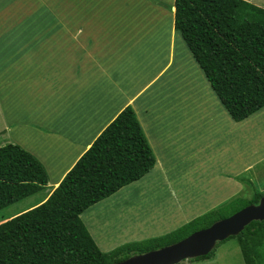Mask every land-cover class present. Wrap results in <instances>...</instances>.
<instances>
[{"label": "crops", "instance_id": "obj_1", "mask_svg": "<svg viewBox=\"0 0 264 264\" xmlns=\"http://www.w3.org/2000/svg\"><path fill=\"white\" fill-rule=\"evenodd\" d=\"M36 3L18 29L6 35L0 23V147L34 157L47 184L6 220L43 203L125 107L154 165L79 215L100 252L172 232L241 195L264 161V136L250 128L264 107L233 122L201 71L176 77L189 51L173 28V0ZM217 249L177 264H218L224 254L237 262L234 249Z\"/></svg>", "mask_w": 264, "mask_h": 264}, {"label": "trees", "instance_id": "obj_2", "mask_svg": "<svg viewBox=\"0 0 264 264\" xmlns=\"http://www.w3.org/2000/svg\"><path fill=\"white\" fill-rule=\"evenodd\" d=\"M179 33L214 95L233 122L264 107V9L244 0H173ZM264 111V110H263ZM154 158L130 107L123 108L94 139L40 205L0 223V264H116L176 243L240 209L257 204L234 199L162 236L98 250L79 215L139 180ZM39 162L12 144L0 147V210L44 188ZM243 264H256L264 246V220L234 237ZM207 255L192 260H204Z\"/></svg>", "mask_w": 264, "mask_h": 264}, {"label": "rangeland", "instance_id": "obj_3", "mask_svg": "<svg viewBox=\"0 0 264 264\" xmlns=\"http://www.w3.org/2000/svg\"><path fill=\"white\" fill-rule=\"evenodd\" d=\"M37 0H0V23H2V29H4L3 33H9V29L11 31L18 29L19 22L24 15L27 14H36L39 13V6L36 3ZM249 3L256 4L258 7L264 9V0H244ZM46 8V7H45ZM49 8V6H48ZM49 11V10H48ZM4 24V25H3ZM6 34V35H7ZM2 39L0 38V55L2 51ZM15 40V39H14ZM184 65H181L180 71L176 73V77L181 78H190V79H200L201 72L197 68V66L192 62V58L189 53L186 51V61H183ZM264 112H261L258 118H253L251 121H256L252 124L250 128H259L260 135L264 136ZM263 138V137H262ZM249 175V184L245 183V188L243 187V191L238 199H249L254 195L255 190L263 191L264 189V161L260 163L255 169H252L248 172ZM41 195V194H38ZM26 201V200H25ZM25 202H21V204H12L7 208L0 210V222L6 220L7 217L11 216L17 211H21L20 205H24ZM218 208V207H217ZM218 247H226V249H234L236 254L233 256L237 260L235 262L232 261L230 255L224 254L222 258V262L218 264H243L240 252L237 247L236 241L234 239H229L217 246ZM215 251H218V249ZM214 251V252H215ZM257 258L255 260L256 264H264V246H261L257 251Z\"/></svg>", "mask_w": 264, "mask_h": 264}, {"label": "water", "instance_id": "obj_4", "mask_svg": "<svg viewBox=\"0 0 264 264\" xmlns=\"http://www.w3.org/2000/svg\"><path fill=\"white\" fill-rule=\"evenodd\" d=\"M264 220V195L257 204L248 205L229 217L195 231L184 239L157 250L134 255L116 264H177L207 255L216 243L234 237L252 221Z\"/></svg>", "mask_w": 264, "mask_h": 264}]
</instances>
